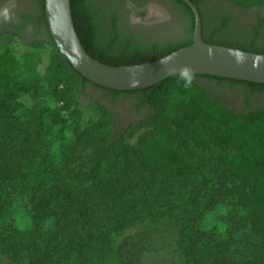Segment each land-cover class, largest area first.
<instances>
[{
	"label": "trees",
	"instance_id": "trees-1",
	"mask_svg": "<svg viewBox=\"0 0 264 264\" xmlns=\"http://www.w3.org/2000/svg\"><path fill=\"white\" fill-rule=\"evenodd\" d=\"M89 1L71 0L73 19L88 54L104 64L147 63L193 44L195 16L180 0L172 1L191 18L188 38L179 43L153 46L144 43L140 47L101 41ZM191 1L200 13L205 43L264 55L261 29L264 20L244 40L226 36L223 26L205 33L200 3ZM229 1L243 8L264 5V0ZM37 2L39 27L43 26L47 34L32 46L47 79L46 95L58 105L44 110L74 135L65 137L59 164L49 165V184L32 192L28 203L32 223L25 228L6 221L14 204L9 187L21 180L25 172L21 163L6 159L8 142L5 147L0 143V250L15 260L26 253L31 258L30 264H44L58 247L68 258H79L81 264H102L105 256L112 253L117 264H146L145 252L150 244L142 234L129 236L114 248L105 230L110 223L120 227L134 221L150 189L144 176L194 183L200 194H206L218 184L217 172L237 183L227 187L228 195L236 194L233 201L226 203L228 222L249 227L264 243V110L236 113L215 99L201 80L240 84L262 92L264 84L209 75H178L136 91L96 85L59 51L50 34L45 0ZM14 35L0 33V114L5 115L11 110L12 101L39 89L37 80L18 76V62L11 50ZM189 79L191 82L187 83ZM87 83L113 95H137L150 107L146 120L129 127L132 130L142 126L137 140H129L128 133L121 137L112 133L94 135L98 130L96 124L83 121L79 109L80 93ZM81 145H90L94 150L77 158L75 152ZM221 183L220 188L228 186ZM104 202L112 213L110 209L100 213L98 208ZM218 203L217 199H211L207 210L215 209ZM189 225L188 238L179 242L181 264H264V253L254 258L232 255L229 240L214 229H206L198 218L193 217ZM42 244L45 249L39 252Z\"/></svg>",
	"mask_w": 264,
	"mask_h": 264
},
{
	"label": "rangeland",
	"instance_id": "rangeland-1",
	"mask_svg": "<svg viewBox=\"0 0 264 264\" xmlns=\"http://www.w3.org/2000/svg\"><path fill=\"white\" fill-rule=\"evenodd\" d=\"M36 41L14 35L11 50L18 62V76L27 80H37L39 89L21 95L12 101V108L6 115L0 114V143L4 147L7 142L9 145L6 159L21 163L25 172L21 180L9 187L14 204L7 214L6 221L14 222L22 228L29 227L32 223L28 208L32 192L49 184L50 180L47 178L49 165L59 164L65 137L74 135V132L67 130L65 125L55 123L49 111L44 110L54 109L58 105L46 95L47 79L43 74L41 61L32 46ZM201 82L204 85L210 84L206 81ZM104 99L106 95L100 90L92 88L88 92L82 90L79 98L81 119L96 124L98 130L94 135L98 137L108 133L121 137L128 133L129 140L132 142L137 140L142 126L132 130L117 128L112 110L103 102ZM93 150L94 147L90 145H81L75 155L77 158L89 155ZM223 175V172L216 173L219 177L216 179L218 184L215 183L206 194H200L194 183L144 176L150 189L147 192L146 202L144 206L138 208L134 221L120 227L110 223L105 229L114 242V248L127 237L142 234L150 244L145 252L146 264H181L179 242H184L188 238L191 229L189 222L196 217L206 229H214L229 240L232 255L254 258L263 254L264 243L259 236L245 225L228 222L229 208L226 203L233 201L236 194L228 195L227 187L230 188L237 183L227 180ZM221 182H225V185L227 183L228 186L220 188ZM211 199H217L219 203L215 209L207 210L206 206ZM110 208L104 202L98 210L101 214H105ZM110 213H112L111 209ZM106 221L107 219L104 220V224ZM44 249L45 245L42 244L39 252ZM23 255L15 260L0 250V264H30V256L26 253ZM93 263H96V260H93ZM44 264L81 263L77 257L68 258L63 255L58 247ZM102 264H117L115 255L112 253L105 256Z\"/></svg>",
	"mask_w": 264,
	"mask_h": 264
},
{
	"label": "flooded vegetation",
	"instance_id": "flooded-vegetation-1",
	"mask_svg": "<svg viewBox=\"0 0 264 264\" xmlns=\"http://www.w3.org/2000/svg\"><path fill=\"white\" fill-rule=\"evenodd\" d=\"M197 1L206 25L205 33L223 26L226 36L244 40L250 38L255 27L264 20V5L243 8L229 0ZM88 7L94 15L98 37L105 43H131L135 47L144 43L147 46L179 43L188 38L192 28L187 12L172 0H90ZM39 15L37 0H0V33L44 40L47 31L39 27ZM114 22L116 27H113ZM261 29L264 33V26ZM201 81L209 82L208 85L201 83L210 89L215 99L236 113L264 110V92L258 89L252 91L240 84L232 86L215 80ZM83 88L86 92L91 88L100 90L106 95L103 102L110 106L117 128L124 130L150 116V107L137 95H113L90 83Z\"/></svg>",
	"mask_w": 264,
	"mask_h": 264
},
{
	"label": "water",
	"instance_id": "water-1",
	"mask_svg": "<svg viewBox=\"0 0 264 264\" xmlns=\"http://www.w3.org/2000/svg\"><path fill=\"white\" fill-rule=\"evenodd\" d=\"M180 1L195 16L193 44L161 59L129 66H110L88 54L75 27L71 0H45V9L50 34L59 51L96 85L136 91L178 75H209L264 84V55L205 43L197 6L191 0Z\"/></svg>",
	"mask_w": 264,
	"mask_h": 264
},
{
	"label": "clouds",
	"instance_id": "clouds-1",
	"mask_svg": "<svg viewBox=\"0 0 264 264\" xmlns=\"http://www.w3.org/2000/svg\"><path fill=\"white\" fill-rule=\"evenodd\" d=\"M187 72V70H185V73ZM191 81H190V79L187 81V83H190Z\"/></svg>",
	"mask_w": 264,
	"mask_h": 264
}]
</instances>
